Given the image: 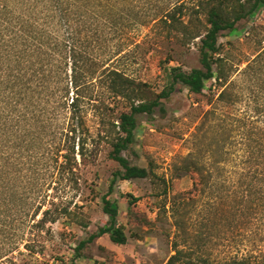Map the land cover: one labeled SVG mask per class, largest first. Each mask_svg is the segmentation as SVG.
Returning <instances> with one entry per match:
<instances>
[{"label":"trees","instance_id":"1","mask_svg":"<svg viewBox=\"0 0 264 264\" xmlns=\"http://www.w3.org/2000/svg\"><path fill=\"white\" fill-rule=\"evenodd\" d=\"M261 6L264 0H0V264L23 253L20 243L30 250L32 239L16 235L21 227L40 230L62 217L86 226L76 203L74 210L71 202L60 207L62 197L38 203L23 183L63 178L77 186L79 165L93 163L103 141L119 167L101 198L109 222L79 241L76 259L105 234L127 242L108 198L118 180L159 178L155 218L167 215L174 229L166 264H264V46L231 70V42H220ZM138 36L153 38L160 54L167 83L158 93L118 67L141 47ZM192 45L199 67L171 65ZM179 85L193 95L209 91L210 108L200 111L191 149L165 179L123 151L135 141L137 117L164 112L163 100ZM186 176L191 188L180 191ZM126 198L135 214L142 197Z\"/></svg>","mask_w":264,"mask_h":264},{"label":"rangeland","instance_id":"2","mask_svg":"<svg viewBox=\"0 0 264 264\" xmlns=\"http://www.w3.org/2000/svg\"><path fill=\"white\" fill-rule=\"evenodd\" d=\"M138 31L145 33L146 29ZM137 39L142 42L141 47L132 49L118 63V67L147 82L150 90L158 93L167 83L165 74L157 66L160 54L155 52L153 38L142 41L138 36ZM227 41L231 42L230 45L226 44L232 63L231 70L237 67L242 69L246 60L253 57L260 45L264 46V7L261 6L247 20L239 22L235 31L220 38V42ZM175 64L181 65L184 70L199 67L197 45L184 50L181 60L171 62V65ZM176 89L170 99L163 100L164 112L155 108L152 115L143 114L137 117L135 141L123 151V156L132 164L141 167L150 165L159 177L165 179L171 177L173 164L178 157L187 154L191 149L192 135L200 120V111L210 108L207 105L209 91L198 96L189 93L182 85ZM87 124L91 133L96 135V124L91 115L88 116ZM98 149V156L93 163L79 165L77 174L80 175V180L77 181V186L74 181L63 178L51 182L49 186L43 184L39 177L34 179V184L23 183L25 189L37 192L38 203L44 199L49 202L53 197H62L63 203L60 207L66 205L64 202H71L67 204L70 210L75 209L76 203L75 214L86 226L62 217L55 223H47L40 230L31 231L28 227H21L15 234L24 235L25 240L32 239L31 248L26 250L20 243L19 251L23 253L15 251L4 264H166L171 255L167 236L174 229L167 215L161 213L155 218L161 201L154 197L162 189L159 178L155 181L118 180L108 198L118 209V223L124 226L127 242L117 245L105 234L86 245L80 252L81 257L75 258V248L79 241L87 239L99 227H105L109 222V216L102 212L101 198L108 192L112 174L119 167L109 157L111 146L108 142H101ZM191 183V178L186 176L180 180L178 188L180 191L188 190ZM127 194L142 197L134 207L135 214H128ZM161 199L164 202L165 197ZM166 203L169 206L167 198ZM45 207H48L46 202L43 208Z\"/></svg>","mask_w":264,"mask_h":264}]
</instances>
